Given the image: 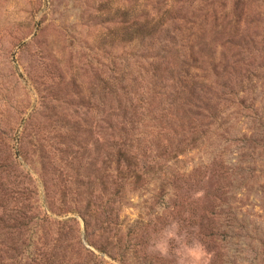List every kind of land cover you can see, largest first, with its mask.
Listing matches in <instances>:
<instances>
[{
    "label": "rangeland",
    "instance_id": "obj_1",
    "mask_svg": "<svg viewBox=\"0 0 264 264\" xmlns=\"http://www.w3.org/2000/svg\"><path fill=\"white\" fill-rule=\"evenodd\" d=\"M0 187L2 264H177L149 247L171 222L208 264H264V0H0Z\"/></svg>",
    "mask_w": 264,
    "mask_h": 264
},
{
    "label": "trees",
    "instance_id": "obj_2",
    "mask_svg": "<svg viewBox=\"0 0 264 264\" xmlns=\"http://www.w3.org/2000/svg\"><path fill=\"white\" fill-rule=\"evenodd\" d=\"M166 11V10H165ZM165 11L164 12H161V13H157V18H154V17H139L141 15H137L138 17L136 18V15L135 17H132V24L135 25L136 27L131 31V35H133V38H136L138 41H142L143 39H154L156 37V34L158 32V26H161L163 24L162 22V19H163V16L165 14ZM122 18H125V19H122V22H126V11H122V14H121ZM188 67L189 68H193L195 69V71L197 70V65H188L186 63V67H183L182 66H179V71H180V74L182 75L181 77H189V71H188ZM178 79V78H177ZM191 79V78H190ZM192 80V79H191ZM186 86L184 85L183 86V89H185ZM189 96L191 98H196V97H192L191 96V93H189ZM187 104H191V101H185ZM193 105V104H191ZM194 107H197V105L194 104ZM189 113H194L196 114L195 112L193 111H189L186 113V114H189ZM120 144L123 146L124 142H120ZM119 149H121L119 147ZM131 157H127L125 155V153H120V152H116V161H118V164L119 162L121 161V163H123L122 165L124 166V171H126V173L130 174L131 176L133 177H137L138 176V171L136 169V163L134 161H131L130 160ZM215 162L213 161V163H211V176H212V181H213V186H212V197H213V200L211 201H208L206 206H204L201 211L202 213H204L205 215H201V218H204L205 220H207V222L204 224L205 226L209 225L211 226L213 224V220L212 219H208L210 216L211 213H213L212 211L215 210V206H216V203H215V200H221L220 199V194H221V190L219 188V180H220V177H221V172H219L218 174L216 173L215 171ZM223 173V171H222ZM124 174V173H123ZM122 174V175H123ZM226 178V177H225ZM172 183H175L176 180L175 178L171 181ZM1 188V187H0ZM209 192H211L210 190L207 192V194H209ZM218 194H219V197H218ZM193 204H192V207H188L187 205L189 204V201H186V202H183L182 204V207L185 206V209L186 211L188 212V217H191V215H193L195 212H196V218H197V203L192 201ZM191 202V203H192ZM174 206H176V204H173ZM190 205V204H189ZM214 208V209H213ZM190 209V210H189ZM193 213V214H192ZM208 218H207V216ZM192 218V217H191ZM1 219V218H0ZM183 220V219H181ZM187 225L188 226H194L196 231H197V220L194 219H187ZM215 223V222H214ZM200 226H203V224L201 222H199L198 220V227ZM13 249V248H11ZM2 264V263H0Z\"/></svg>",
    "mask_w": 264,
    "mask_h": 264
},
{
    "label": "clouds",
    "instance_id": "obj_3",
    "mask_svg": "<svg viewBox=\"0 0 264 264\" xmlns=\"http://www.w3.org/2000/svg\"><path fill=\"white\" fill-rule=\"evenodd\" d=\"M196 196H202L199 192ZM129 203L122 208V218L126 216L129 222H135L139 218V205L142 202V196L139 192H131L128 196ZM171 242H176L178 247L175 255L179 258L177 264H208V253L204 245L198 239H192L190 242L187 237L181 233L179 224L171 222L160 233L159 237L150 241L149 247L152 252L161 257H168Z\"/></svg>",
    "mask_w": 264,
    "mask_h": 264
}]
</instances>
